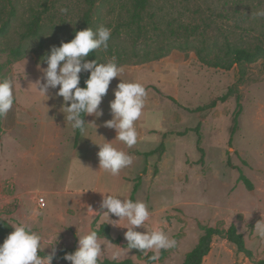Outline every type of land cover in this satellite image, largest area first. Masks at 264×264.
I'll return each mask as SVG.
<instances>
[{
    "label": "rangeland",
    "instance_id": "374dc122",
    "mask_svg": "<svg viewBox=\"0 0 264 264\" xmlns=\"http://www.w3.org/2000/svg\"><path fill=\"white\" fill-rule=\"evenodd\" d=\"M87 3L85 0H0V25L10 17L7 32L0 36V78L18 81L13 108L1 117L0 129V164L6 168L5 177L0 179V217L11 225L23 222L22 215L16 211L19 204L16 193L21 194L24 209L32 214V191L57 189L63 184L60 179L65 168L62 165L51 168L52 173L47 172L52 160H33L32 151L29 152L30 146L41 143L43 129L50 122L62 134L61 139L53 142L55 150L61 149V141L69 135L66 127L69 123L60 110L62 98L55 97L57 89L49 88L48 95L55 98L45 101L31 83L38 77L43 83L42 73L37 69L38 64L46 67L41 57L46 56L51 47L74 37L75 29L82 24ZM148 4L141 13L146 32L135 42L134 28L126 26L131 19L132 0H95L89 13V27L94 31L102 25L111 29L107 49L95 51L100 62L115 57L117 65L123 68L120 79L140 82L146 88L145 107L136 122L137 131L142 126L165 133L185 132L183 136L167 135L159 160L157 154L144 157L126 167L124 172L135 177L137 169L148 166L149 175L139 189L137 200H142L147 183L149 189H153V197L146 204L159 216V222H165L160 228L170 239L176 240L174 234L179 225L174 215L182 210L196 222V227L197 222L221 229L234 224L253 258H264V235L256 227V224H264V61L235 65L229 70L210 67L200 62L194 50L170 47L162 32L167 23L174 27L185 23L196 25L199 37L210 47L214 42L220 46L226 42L264 43V17L256 16L258 10L264 9V0H148ZM62 7L68 9L67 14L60 12ZM36 14L40 15L43 39L40 45L37 38H22ZM21 43L29 48L14 57L10 50ZM160 55L163 56L158 57ZM111 82L99 106L104 112L110 111L109 102L114 99L113 91L120 81L113 78ZM154 87L161 94L156 93ZM229 88L231 95L215 107L188 110L205 106ZM236 93L240 95L242 109L230 144ZM168 95L177 103L169 100ZM15 117L20 121L16 128ZM93 119V116H84L85 122ZM197 124L202 162L196 134L191 131ZM91 128L87 125L85 130ZM157 137L151 135L149 140H141L139 150L155 148L160 141V136ZM83 150L92 151L89 147ZM240 173L250 180L251 190L238 179ZM90 182L91 179H86L74 184L87 187ZM45 196L47 206L42 210L38 206L39 219L48 216L55 220L60 212V199ZM189 221H186L187 226ZM156 222L150 217L144 229L141 227L138 231L149 230ZM27 223L35 226L34 220ZM194 243V239L191 240L162 264H181L184 253ZM212 243L213 252L222 253V264H253L249 258L246 262L247 257L226 239L214 236ZM175 248L168 249L166 257ZM43 251L48 253V247ZM104 257L109 258V255ZM122 258L137 262L132 250ZM210 262L207 258L206 263Z\"/></svg>",
    "mask_w": 264,
    "mask_h": 264
},
{
    "label": "clouds",
    "instance_id": "9594fccd",
    "mask_svg": "<svg viewBox=\"0 0 264 264\" xmlns=\"http://www.w3.org/2000/svg\"><path fill=\"white\" fill-rule=\"evenodd\" d=\"M60 12L67 14L68 9L62 7ZM256 16L264 17V9L258 10ZM110 37L111 29L103 25L95 31L90 27L76 31L70 41H62L59 46L51 47L48 54L41 57V62L45 63L46 67L41 68L38 64L37 69L42 73L43 83L38 77L31 84H34L36 90L46 98L45 101L55 97L62 98L60 110L73 130L83 132L87 125H91L96 132L95 122H85L83 117L93 116L98 119L103 115L99 107L102 98L106 95L112 79L119 78L120 82L113 91L114 99L109 102L112 118L103 124L115 130L116 136L113 140L132 148L138 141L136 122L145 107L147 97L145 86L136 81H122L120 76L123 68L117 65L115 57L104 63L98 62L97 59L86 60L93 50H106ZM82 71L88 73L84 87L79 86ZM17 82L11 78H0V117L7 115L13 108L14 88ZM49 88L57 89L55 97L48 95ZM113 140L107 141L103 138L102 144H96L99 148L97 157L99 168L112 176H117L121 169L133 163L134 154L129 155L121 150L112 143ZM100 195L102 196L100 211H94L91 206H88V209L93 216L99 215L113 222L108 224L126 229L124 232L126 247L111 243L99 235L97 230H88L83 235H76L77 247L73 252L64 254L65 261L70 264H101L106 252L112 261H119L122 256L136 249L144 255L152 250L153 254L149 260L155 262L159 260L160 250L176 246L175 239H170L159 226L143 232L134 230L143 228L145 222L150 219V212L144 201H133L124 198L122 194L108 191ZM122 220L127 221L125 226L119 224ZM11 226L13 231L7 235L3 243H0V264H52L57 251L55 247L58 243L57 235L54 243L45 245L42 236L34 231L30 224L18 222ZM256 227L261 235H264V224H256ZM46 246H52V251L48 255H39L38 252L43 251Z\"/></svg>",
    "mask_w": 264,
    "mask_h": 264
},
{
    "label": "crops",
    "instance_id": "0c3cea01",
    "mask_svg": "<svg viewBox=\"0 0 264 264\" xmlns=\"http://www.w3.org/2000/svg\"><path fill=\"white\" fill-rule=\"evenodd\" d=\"M111 83L112 82H110L109 87L111 86ZM102 111L103 115L100 118L93 119V121L97 125L96 132L93 126L88 131L84 130L83 132H80L79 138L75 145L73 142L75 130H73L68 124V126L66 127L68 128L69 135L64 137V139L61 141V149L57 148L55 150L53 142L57 139H61L62 134L57 127L56 129H54L53 122H50L48 123L49 125H47L43 129V137H41V143H35L30 146L29 149V152L32 151L31 157L33 160H52L51 164H48L49 168L46 170L47 172L52 173L53 171L51 170V168L55 167L58 164L62 165V167L65 168L62 171L63 173L60 180H62L63 184L60 185V188L32 191L33 193L30 196L33 204L32 214H28V212L24 209L21 194H15V198L19 199V204L16 207V211H18L22 215L23 222L27 223L31 220H34L35 226H33L34 228H32L34 231H36L42 236L45 245L54 243L57 235L58 243L55 245L57 251L62 246L77 247L76 235H83L88 230H92V228H99V226L103 223L108 226L110 238H118L120 240L116 245L120 247H125L124 244L126 243V240L124 238V232L126 231V229L108 224L113 222L108 221L99 215L93 216L91 211L88 209V206H91L94 211H100V202L102 200V196L100 195V193H103L105 191H108L113 194H122L124 198H130L132 187L134 185V180L138 175H140L141 172V169H137V176L132 177L124 172V168L120 170L117 176H112L110 173L99 168V162L97 157V152L99 148L96 144H102L103 138L107 141H111L116 136V132L114 129L107 128L103 124L104 121H107L112 118L111 112H104V110ZM18 124H20V121L15 117L14 128H16ZM160 132L162 131L157 128L149 129L141 126L140 129H138L139 135L137 144L132 148H128L126 145H124L118 140H113L112 143L121 150L128 153L129 155L134 154L133 163H135L144 157H148L144 156V153L151 150H139L138 144L140 143V141L149 140V137L151 135L159 137ZM86 147H89L92 151L89 153L85 152L83 149ZM145 167H147V169L145 168V174L141 176L139 185L134 192L133 201H136L139 198V189L143 185V182L147 181V176L149 175L150 169L147 165ZM5 171L6 168L2 167L0 164V179H3L5 177ZM85 178L88 180L91 179V182L87 187L83 186L82 184H74L86 180ZM145 187L147 188V191L143 193V196L141 198L145 203H147L148 201L149 204V200L153 197V191H151L153 189H149L147 183ZM45 194H49L52 195V197L55 196L60 199V212L57 214L58 216L55 220L50 219V217L48 216H44L43 220L39 219V210H42V208L39 209L38 207L39 205L37 197L38 195H42L44 197V209L47 206V198ZM148 210L150 212V217H152V220H157L155 224L150 225L151 228L155 226L160 227L161 225L165 224V222L158 221L159 216L157 214L154 215L155 211H150L149 207ZM187 215V212L182 210L175 212L174 216H176L179 225L176 230V234H174L176 235V248L173 252H171L170 256L166 257L162 261H155L152 263L162 264L168 261L171 256L178 253L179 248L184 247L193 239L195 242L194 245L198 243L197 241L201 232L196 227V222L193 223L191 217ZM111 218L116 219V217ZM187 219H189L190 221L192 220V222L190 223V221ZM186 221H189L188 226L186 225ZM126 223V220L119 221V224L121 226H125ZM168 224H170V222H168ZM134 230L138 231V228H135ZM107 240L110 241V239ZM46 247H48V253H50L52 251V246ZM192 248H190V250ZM133 254L136 256L134 252ZM105 255L109 254L106 252ZM207 258L211 259L210 263H206ZM221 258V251L218 250L216 252H213L211 247L208 254L204 257L202 264H222ZM123 259L130 258L121 257L120 260ZM136 259V263L138 264H151L144 261L143 259H139L137 256ZM246 260V262H248V258Z\"/></svg>",
    "mask_w": 264,
    "mask_h": 264
},
{
    "label": "trees",
    "instance_id": "16d2710c",
    "mask_svg": "<svg viewBox=\"0 0 264 264\" xmlns=\"http://www.w3.org/2000/svg\"><path fill=\"white\" fill-rule=\"evenodd\" d=\"M88 2L87 10L84 12L82 24L80 27L75 29L74 32L83 30L86 27L90 26L89 13L90 10L94 7L95 0H85ZM148 4V0H132V12L130 15V21L126 23L127 27L134 28V36L133 41L135 42L138 38H141L142 35L146 32V27L141 23L142 17L141 13L145 10ZM10 17L4 20L0 25V36L4 35L9 28ZM164 35H166L168 39V45L173 48H177L180 50H194L197 58L201 63L208 65L210 67H217L223 70H229L235 65H242L244 63H254L258 60L264 61V43H255L252 45H244L238 43H230L226 42L223 46L217 45V43H212L210 45L205 41L204 38H200V33L198 32V27L196 25L190 26L185 23H179L175 27L172 23H167L165 31H162ZM22 38L28 40L30 38H37L38 44L40 45L42 42V36L40 33V15L36 14L33 16L32 20L28 23L25 32L22 34ZM29 46L21 43L17 47L10 50V54L14 57L20 56L23 52L28 50ZM169 48L166 50L168 51ZM160 55L158 57H161ZM97 59L100 62L95 50L90 52L86 57V60ZM88 73L82 71L80 73V87H84V81L87 79ZM156 93L161 94L159 89H153ZM232 89L229 88L224 94L218 96L217 98L211 100L208 104L203 107H196L194 109H188L193 112L202 111L213 108L216 106L218 102H224L231 95ZM157 94V95H158ZM173 103H177V101L171 97L166 96ZM242 105L240 103V95L238 93L235 94V111L233 113L232 118V126L230 128V136L229 143L231 144L232 136L236 130L238 116L241 112ZM84 119V117H83ZM199 125L197 124L194 129L196 134V146L197 150L200 152V162H202L203 158V150L200 147V133H199ZM0 129H1V117H0ZM80 130H75L74 134V145L77 143V140L80 135ZM176 134L178 136H183L185 134L184 131L179 132H171L165 133L160 132V141L157 146L150 151L144 153V156H150L157 154V159L159 160L162 153L165 150L164 140L166 139L168 134ZM145 174V167L141 170L140 175L136 177L134 180V185L132 187V192L130 195V199L133 200L134 192L137 189L141 176ZM238 179L244 184V186L251 190L252 185L250 180L244 176L242 173L239 174ZM197 227L200 230V236L198 238V243L194 245V247L186 252L182 258L181 264H202L204 257L208 254L211 248L212 239L214 236H218L226 239L228 242L232 243L237 252L243 253L247 258H249L253 264H264V258L254 259L252 255V251L248 249L244 243V238L241 233L237 231V228L234 224H230L226 229H221L216 226L204 225L201 222H197ZM92 230H97L99 235L104 236L106 239H110L113 243H118L120 240L118 238L112 239L109 236L108 226L106 224H101L99 228H92ZM13 231L11 224L4 218L0 217V243H3V240L7 237V235ZM127 242L124 244L126 246ZM176 247V246H175ZM76 249V247H66L62 246L56 252V256L53 259V264L58 263H66L63 259L65 253H71ZM132 251L136 254L139 259H143L148 263H152L153 261L149 260V257L153 254L152 250L148 251L147 255L141 253L140 250L132 249ZM39 255L44 256L48 255L46 251L38 252ZM168 254V250H160L159 260L164 259ZM70 263V262H69ZM101 264H138L131 259H123L119 261H112L107 258H103Z\"/></svg>",
    "mask_w": 264,
    "mask_h": 264
},
{
    "label": "built area",
    "instance_id": "2783aa9c",
    "mask_svg": "<svg viewBox=\"0 0 264 264\" xmlns=\"http://www.w3.org/2000/svg\"><path fill=\"white\" fill-rule=\"evenodd\" d=\"M37 201L40 208H43L45 206L44 197L42 195H38Z\"/></svg>",
    "mask_w": 264,
    "mask_h": 264
}]
</instances>
